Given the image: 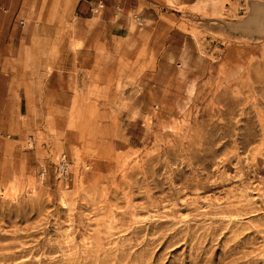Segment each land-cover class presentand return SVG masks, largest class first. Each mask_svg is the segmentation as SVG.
Returning <instances> with one entry per match:
<instances>
[{
	"label": "rangeland",
	"instance_id": "1",
	"mask_svg": "<svg viewBox=\"0 0 264 264\" xmlns=\"http://www.w3.org/2000/svg\"><path fill=\"white\" fill-rule=\"evenodd\" d=\"M161 1L156 52L0 20V264H264V0Z\"/></svg>",
	"mask_w": 264,
	"mask_h": 264
},
{
	"label": "crops",
	"instance_id": "2",
	"mask_svg": "<svg viewBox=\"0 0 264 264\" xmlns=\"http://www.w3.org/2000/svg\"><path fill=\"white\" fill-rule=\"evenodd\" d=\"M175 1L188 4L194 0ZM224 5L227 6L226 1ZM167 10L168 6L161 0H0V20L6 18L5 21H8L11 18L23 23L15 35L18 42L14 58L16 68L23 61L22 51L25 47H32L34 44L33 28L44 29L50 23H72L74 38L78 40L87 38L86 34L92 31L93 25L100 32L125 35L137 48H141L142 42L149 45L152 52H156L155 49L161 44L156 46L159 28L162 26L160 24L167 25V32L163 37L165 42H168L172 34L182 31L161 15ZM152 12L155 17L146 20L145 14ZM77 32H84L85 35H77ZM27 72L25 69L27 75L21 81H28Z\"/></svg>",
	"mask_w": 264,
	"mask_h": 264
},
{
	"label": "built area",
	"instance_id": "3",
	"mask_svg": "<svg viewBox=\"0 0 264 264\" xmlns=\"http://www.w3.org/2000/svg\"><path fill=\"white\" fill-rule=\"evenodd\" d=\"M68 164L67 159L65 158V155L63 153H61L58 156V168H66V165Z\"/></svg>",
	"mask_w": 264,
	"mask_h": 264
}]
</instances>
